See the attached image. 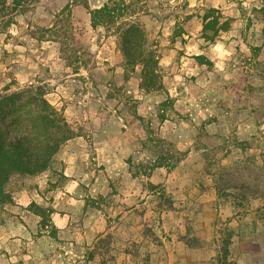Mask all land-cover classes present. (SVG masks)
<instances>
[{
  "label": "rangeland",
  "instance_id": "rangeland-1",
  "mask_svg": "<svg viewBox=\"0 0 264 264\" xmlns=\"http://www.w3.org/2000/svg\"><path fill=\"white\" fill-rule=\"evenodd\" d=\"M105 1L31 0L0 33V91L39 86L76 133L7 182L0 224L27 229L0 264H264V0H127L151 82L91 27ZM211 8L229 27L207 40Z\"/></svg>",
  "mask_w": 264,
  "mask_h": 264
},
{
  "label": "trees",
  "instance_id": "trees-1",
  "mask_svg": "<svg viewBox=\"0 0 264 264\" xmlns=\"http://www.w3.org/2000/svg\"><path fill=\"white\" fill-rule=\"evenodd\" d=\"M31 0H0V33L13 17L23 13ZM91 27L115 28L120 51L127 66L141 65V82L152 81L158 56L147 49L146 32L127 0H106L89 8ZM217 14L214 15L213 13ZM222 19V20H221ZM202 37L213 40L229 27L220 11L211 8L203 14ZM209 31H212L208 34ZM205 63L204 55H196ZM146 86L145 83H141ZM0 91V222L3 205L10 200L6 184L14 174H36L45 170L60 145L76 133L63 115L44 97L39 86L28 85L13 92ZM153 166H161L155 162Z\"/></svg>",
  "mask_w": 264,
  "mask_h": 264
},
{
  "label": "crops",
  "instance_id": "crops-1",
  "mask_svg": "<svg viewBox=\"0 0 264 264\" xmlns=\"http://www.w3.org/2000/svg\"><path fill=\"white\" fill-rule=\"evenodd\" d=\"M22 195H23V192L16 193V195L12 197L14 199V202L9 205V210H11L12 212H16L17 210H22V212H25V211L29 212L27 209H24L23 207H20V205L23 204ZM29 214H31L30 216L33 215L34 217H36V215L31 213V212H29ZM25 218H26L25 215H20L19 216L20 220L17 219L16 216H9L5 220L4 223L2 222V224H0V239L5 238V236H10L9 233H8L9 229L13 228V227H15L17 225L22 227L24 230L27 229L26 219ZM163 264H171V263L168 262V263H163ZM176 264H178V263H176ZM179 264H181V263L179 262Z\"/></svg>",
  "mask_w": 264,
  "mask_h": 264
}]
</instances>
